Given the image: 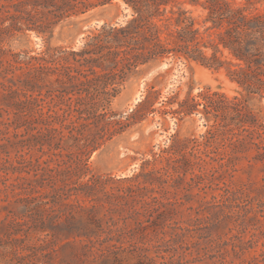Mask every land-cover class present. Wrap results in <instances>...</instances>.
Listing matches in <instances>:
<instances>
[{
	"label": "trees",
	"instance_id": "1",
	"mask_svg": "<svg viewBox=\"0 0 264 264\" xmlns=\"http://www.w3.org/2000/svg\"><path fill=\"white\" fill-rule=\"evenodd\" d=\"M112 1H120L131 17L120 25H102L78 50L46 48L29 55L5 47L26 32L50 35L67 19ZM184 3L0 0V96L6 104L0 110L9 116L0 149H19L13 160L7 154L0 157L5 173L0 192L7 200L13 196L22 209L6 217V224L0 220V264H54L52 254L58 249L50 247L63 239L86 242L82 256H74L83 264L98 259L106 264V252L120 261L111 249L92 253L91 237L101 221L94 210L103 207L97 197L103 188L99 177H88V160L131 125L134 115L113 112L112 100L133 75L163 59L213 70L226 67L242 98L231 103L223 94H204L203 113L215 120L213 129H235V152L264 167V121L244 104V98L264 100V0H189L206 12L200 23ZM215 130H209L210 137ZM10 168L26 175L11 180L6 173ZM141 175L127 179L136 181ZM87 253L94 259L89 261Z\"/></svg>",
	"mask_w": 264,
	"mask_h": 264
},
{
	"label": "rangeland",
	"instance_id": "2",
	"mask_svg": "<svg viewBox=\"0 0 264 264\" xmlns=\"http://www.w3.org/2000/svg\"><path fill=\"white\" fill-rule=\"evenodd\" d=\"M183 1L200 23L206 12ZM256 8L263 10L261 4ZM130 17L120 1H112L67 19L50 35L26 32L5 47L29 55L46 48L78 50L102 25H120ZM226 72V67L213 70L183 59H163L133 75L112 100L113 112L134 116L125 132L88 160V177H99L103 188L97 193L103 207L94 210L101 221L91 237L92 253L111 249L120 259L114 261L115 255L106 252V264H264L263 164L236 153V130L213 129L215 120L203 113L204 94H223L231 103L242 98ZM244 100L264 121V100ZM5 105L0 96V109ZM0 115L2 143L3 122L9 116L1 110ZM209 130H215L212 137ZM18 150L8 145L0 149V157L7 154L13 160ZM6 173L11 180L26 175L11 168ZM4 174L0 170V177ZM137 174L142 175L136 181L127 179ZM5 199L0 192V220L6 224V217L22 209L13 196ZM72 240H56L50 247L58 249L52 254L54 264L63 259L83 264L74 256H82L86 242ZM85 257L94 259L91 253Z\"/></svg>",
	"mask_w": 264,
	"mask_h": 264
},
{
	"label": "water",
	"instance_id": "3",
	"mask_svg": "<svg viewBox=\"0 0 264 264\" xmlns=\"http://www.w3.org/2000/svg\"><path fill=\"white\" fill-rule=\"evenodd\" d=\"M126 18V15L125 16H123V19H125Z\"/></svg>",
	"mask_w": 264,
	"mask_h": 264
}]
</instances>
